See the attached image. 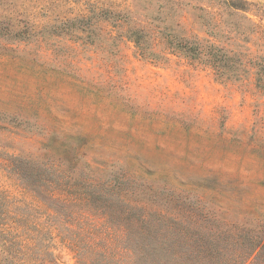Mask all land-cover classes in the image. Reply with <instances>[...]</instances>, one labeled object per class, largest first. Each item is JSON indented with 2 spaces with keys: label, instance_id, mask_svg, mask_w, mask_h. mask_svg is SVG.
I'll return each instance as SVG.
<instances>
[{
  "label": "rangeland",
  "instance_id": "obj_1",
  "mask_svg": "<svg viewBox=\"0 0 264 264\" xmlns=\"http://www.w3.org/2000/svg\"><path fill=\"white\" fill-rule=\"evenodd\" d=\"M255 240L264 0H0V264H229Z\"/></svg>",
  "mask_w": 264,
  "mask_h": 264
},
{
  "label": "trees",
  "instance_id": "obj_2",
  "mask_svg": "<svg viewBox=\"0 0 264 264\" xmlns=\"http://www.w3.org/2000/svg\"><path fill=\"white\" fill-rule=\"evenodd\" d=\"M52 183H53V187H54V186L60 185L62 183V181H56V183L55 182H52ZM56 199H59V198H56ZM152 233H154V232L153 231L150 232V234H152ZM150 241H154L153 244H151V242L144 243L145 241L140 242L141 244L138 242L137 244H140L144 248H147V245H153L154 247H156L157 251H165V252L171 253V254L173 253L176 257H178L180 260H182L180 257L183 258V256H182L183 254L174 251L173 245L170 242H168V241L166 242L164 240H157V239L156 240L152 239ZM263 246H264V241H261V240L251 241L248 244L242 245L241 251L243 252V257L239 258V259L231 260L229 262V264H248V263H250L252 258L255 255L256 251H258ZM130 249L135 251V250L140 249V248H130ZM214 249L215 248L213 246H207V245L202 244L195 251H197L198 253H202V252L212 253L214 251ZM156 253H158V252H156ZM118 261H120V260H111V259H108V258L102 256V259H100L99 264H119ZM182 264H189V262L188 261H182ZM255 264H258V263L255 262Z\"/></svg>",
  "mask_w": 264,
  "mask_h": 264
}]
</instances>
